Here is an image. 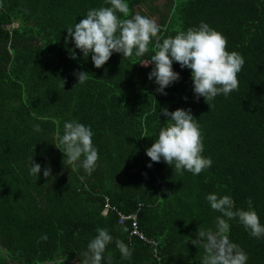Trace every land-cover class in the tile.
I'll return each mask as SVG.
<instances>
[{
  "label": "trees",
  "instance_id": "1",
  "mask_svg": "<svg viewBox=\"0 0 264 264\" xmlns=\"http://www.w3.org/2000/svg\"><path fill=\"white\" fill-rule=\"evenodd\" d=\"M157 1L127 0V18L151 17L143 10L157 15L162 39L204 21L227 38L228 51L243 56L237 90L218 95L211 109L194 96L190 70L178 63L180 79L166 95L156 91L147 76L152 65H141L155 41L142 57L114 53L100 68L78 49L76 59L69 57L74 45L65 43L66 28L89 9L108 6L105 0H0V92L7 93L0 97V264H84L98 227L114 238L105 252L111 264H201L204 249L192 240L198 229L215 230L220 213L205 200L213 192L230 195L240 209L251 200L264 224V0ZM81 71L84 84L74 74ZM177 108L191 109L203 155L212 159L199 175H181L163 161L147 167L146 149L166 120L161 109ZM68 119L93 130L99 160L91 175L63 162L55 133ZM145 129L148 137L141 136ZM32 156L41 165L38 177L28 171ZM106 199L121 214L141 205L139 230L155 246L129 240V225H118L115 211L102 214ZM229 224V239L247 253V264H264V239L236 220ZM117 239L131 259H121Z\"/></svg>",
  "mask_w": 264,
  "mask_h": 264
},
{
  "label": "clouds",
  "instance_id": "2",
  "mask_svg": "<svg viewBox=\"0 0 264 264\" xmlns=\"http://www.w3.org/2000/svg\"><path fill=\"white\" fill-rule=\"evenodd\" d=\"M108 6L89 9L86 14L72 27L66 28L65 43L69 41L74 48L67 49L69 57L76 59L75 50H79L83 58L91 55L95 68L102 67L110 57L122 54L123 57H142L149 52L150 42L155 41L154 54L146 63L152 65L147 76L158 86L156 91L166 95L165 89L180 79V74L173 70V63H178L181 69L190 70L192 91L198 99L203 97L211 109L209 102L218 95L227 97L237 90V75L245 60L235 51L227 50V38L219 31L201 21L198 26L179 31L174 36L161 38V29L156 19L140 14L129 17L127 0H105ZM122 14L123 17L121 18ZM17 24L13 26L16 27ZM78 83L84 84L87 73H74ZM161 115L166 117L163 126L159 128L156 138L146 155L150 158L147 167L152 162L163 161L181 175L189 172L193 176L209 169L211 157L203 155V134L191 113V109L177 108L174 111L161 109ZM39 124L33 125V131L40 132ZM56 140L62 146L63 162L73 167L81 168L85 174L91 175L98 167V149L93 143V130L76 119L63 122L62 130L57 128ZM142 137H148L147 129ZM28 171L38 177L41 165L29 158ZM50 168L43 169V176L49 177ZM210 209L220 213L216 217L215 230L198 229L197 239L204 249L201 264H247L248 255L239 245L231 242L228 236L229 221L236 220L245 231L255 239H264V224L260 222L257 212L248 201V208L235 207V201L230 195L209 193L205 196ZM41 239H47L46 235ZM113 236L107 228L98 227L96 234L89 240L84 264H111V257L106 255V246L113 242ZM121 259H131L132 250L121 240H115Z\"/></svg>",
  "mask_w": 264,
  "mask_h": 264
},
{
  "label": "built area",
  "instance_id": "3",
  "mask_svg": "<svg viewBox=\"0 0 264 264\" xmlns=\"http://www.w3.org/2000/svg\"><path fill=\"white\" fill-rule=\"evenodd\" d=\"M141 205L138 206V209L135 212L129 213V214H121L117 212L115 209L111 208L108 199L105 200V209L103 211V215H106L109 210L115 211L117 217H118V225L124 226L126 224L129 225V233H128V239L131 240L133 238H138L139 240L151 244L155 246V242L149 241L145 238V236L142 234V232L139 230V224H138V212Z\"/></svg>",
  "mask_w": 264,
  "mask_h": 264
},
{
  "label": "rangeland",
  "instance_id": "4",
  "mask_svg": "<svg viewBox=\"0 0 264 264\" xmlns=\"http://www.w3.org/2000/svg\"><path fill=\"white\" fill-rule=\"evenodd\" d=\"M165 1H167V0H158L157 3H158V4H163ZM143 12H144L143 14H147V15H149V16L155 18L156 21H157V23L159 24V18H158L157 15H151V14H149V12H147L146 10H143ZM3 94H7L6 91H1V92H0V97H1V95H3ZM12 103H13V102H11V101H9V100H6V101H5V107H9L10 105H12Z\"/></svg>",
  "mask_w": 264,
  "mask_h": 264
}]
</instances>
